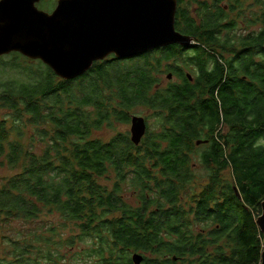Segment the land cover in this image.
Instances as JSON below:
<instances>
[{
    "label": "trees",
    "instance_id": "obj_1",
    "mask_svg": "<svg viewBox=\"0 0 264 264\" xmlns=\"http://www.w3.org/2000/svg\"><path fill=\"white\" fill-rule=\"evenodd\" d=\"M204 7L203 22L214 23L215 30L227 21L222 8L208 13ZM179 11L187 21L184 32L207 30L206 23L196 27L187 10ZM262 23L264 42V16ZM180 26L175 19L176 30ZM214 42L219 45L217 38ZM187 49L171 45L129 59L110 56L71 81L41 64L37 72L24 69L28 82L0 83V105L14 119L29 117L33 125L53 127L49 146L35 155L19 141L8 143L7 123L0 121V157L21 169L0 188V213L26 220L45 211L60 215L64 223L78 226L72 240H90L85 257L97 264H134L136 253L143 256L141 264H260L263 235L256 219L264 201V146L253 147L264 142V54L255 72L242 70L251 85L238 88L229 84L232 79L227 81L207 47L195 53ZM180 58L202 71V92L178 67H168V73L180 84L158 87L161 64ZM140 106L167 114L162 133L146 132L137 146L127 134L108 142L91 138L103 127L129 124ZM223 122L232 129L231 143L224 141L233 145L229 155L218 137ZM205 128L216 149L201 159L212 174L199 197L185 205L192 154ZM229 168L233 183L222 176ZM110 174L112 189L98 182ZM124 185L131 186L140 206L124 200Z\"/></svg>",
    "mask_w": 264,
    "mask_h": 264
},
{
    "label": "water",
    "instance_id": "obj_2",
    "mask_svg": "<svg viewBox=\"0 0 264 264\" xmlns=\"http://www.w3.org/2000/svg\"><path fill=\"white\" fill-rule=\"evenodd\" d=\"M30 1L0 2V56L19 52L40 60L65 81L77 79L110 56L123 60L193 44L176 31L177 0H59L51 15L34 8L38 0ZM27 15L30 20L23 21ZM131 123V142L137 146L147 125L136 116ZM235 193L239 196L236 188ZM260 206L256 224L263 235L260 264H264V201ZM132 260L141 264L143 256L136 253Z\"/></svg>",
    "mask_w": 264,
    "mask_h": 264
},
{
    "label": "rangeland",
    "instance_id": "obj_3",
    "mask_svg": "<svg viewBox=\"0 0 264 264\" xmlns=\"http://www.w3.org/2000/svg\"><path fill=\"white\" fill-rule=\"evenodd\" d=\"M240 2L243 4L240 9L242 17H239L236 24L241 25V22L245 23L248 21L247 16L250 13L252 21H254L255 16H258L259 12H261L262 17L264 16V0H261L260 5L256 0H240ZM204 5L209 7L208 13H213L218 5L223 7L224 5H229V2L228 0H222L218 3L217 0H185L182 8L188 11L189 16L195 23L201 24L199 18L205 16ZM225 18L227 21H234L235 14H228V17L225 14ZM251 30H256V26L253 25V27L244 30L238 27L230 32L224 31L221 38L246 35ZM185 62H188V60L180 58L179 60L162 63V66L159 67L160 71L155 74L158 79V87L165 90L171 84H180V80L175 75H169L168 67H178L186 74L193 75L192 73L195 72L193 66L189 67ZM41 64L43 63L40 60L30 63L20 58L4 57L0 59V83L10 80L28 82L29 79L24 69H33V71L37 72L42 67ZM133 116L145 119L146 132L151 134L162 133L163 123L167 118L166 113L157 112L145 106L137 107L132 112L131 118ZM0 121L7 123V129L10 132L6 135L8 143L19 141L25 146L27 151L35 155L42 154L50 144V136L53 132V127L50 124L33 125L29 122V117H24L22 120L14 119L10 112L1 105ZM223 128L224 125H222L218 136L220 141H222L221 138L224 134ZM131 129V121L129 124H116L112 128L103 127L100 131L94 132L91 138L108 142L118 134H127L131 139ZM44 131H46L45 135L47 136L44 135ZM201 131L203 132V130ZM259 145L264 146V142L260 140ZM197 147L192 154V181L188 190L183 193L181 202L185 205H191L194 196L199 197L209 183L212 174L211 171L205 168L201 159L202 154L209 147L202 143ZM226 155H229V151ZM148 163L150 164L151 162ZM20 172V168L8 164L5 155L0 157V188L5 186L10 179ZM158 172L159 170H155V174L157 173L159 176ZM222 176L226 182L233 183L231 168L223 172ZM98 182L101 186L112 189L115 177L110 174L108 177L100 178ZM122 195L124 200L131 206H140L136 193L131 191V186L124 185ZM78 234L79 229L76 224L64 223L60 215L50 214L46 211L34 220L8 218L0 213V264H97L94 258L87 259L85 257V252L91 246L90 240H72ZM50 254L52 255L51 258L49 257Z\"/></svg>",
    "mask_w": 264,
    "mask_h": 264
},
{
    "label": "flooded vegetation",
    "instance_id": "obj_4",
    "mask_svg": "<svg viewBox=\"0 0 264 264\" xmlns=\"http://www.w3.org/2000/svg\"><path fill=\"white\" fill-rule=\"evenodd\" d=\"M1 1L2 0H0V2ZM32 1L33 0H31L30 2ZM58 1L59 0H38L36 3H34V8H36V10L39 12L51 15L55 10L58 4ZM228 2H229V5H224L223 7L218 5L214 13L217 10L220 11L221 10L220 8H222L224 17H225V14H227V17H228V14L229 15H231V13L235 14V18L233 19L234 21H223L221 22L222 23L221 25L223 27L219 26V28L215 30V27L213 25L214 23L210 21L207 23L203 22L204 17L202 16L201 18H199V20H201V24L194 23L196 27H202L204 26V23H206L207 30L202 32V34L200 35L198 33H193L192 31H187V32L183 31L187 21L183 18L179 10L183 9L182 6L185 3V0H182V2L177 0V10H176L175 19H177V21L180 23L181 26L176 31L182 36L193 39V44L188 47H183L181 45H178V46H180L181 48H188L186 50V53H195V52L200 51L201 48L206 49L207 47L208 52H209L208 54L214 55V59L217 61L218 65L224 67L225 69L224 75L227 81L229 79H232V81L229 84L232 86L233 84H235L238 88H240L245 85H251V83L246 80V75L243 74L242 70L248 68L250 69L251 72H255L256 66L262 61V57L264 54L263 53L264 52V48H263L264 42L262 41V31H263L262 30L263 29L262 15H261V12H259L258 16L257 17L255 16L254 21H252V18L250 17L251 15L250 13V15L247 16L248 21H246L245 23L241 22L242 24L238 25L236 23L238 22L239 17H242V15H240V12H241L240 9L243 7V4L240 2V0H228ZM256 2L259 3V5L261 4V0H256ZM31 10L32 8L29 7L28 11H31ZM29 15L32 16V13ZM187 15H188V18H191L189 14ZM31 16L27 15L26 19H23L21 16L20 17L23 21H28L30 20ZM6 18L7 16L5 17V19ZM215 25L218 26V24H215ZM253 25L256 26V30H251L247 32L246 35L244 34L241 36H228L224 39L221 38L224 31L230 32V31L235 30L238 27L241 30H244V29H248L249 27H253ZM215 38H217L219 41L218 46H214ZM7 56L10 58L24 59L25 61H28L30 63L36 62V60H31L23 56L19 52H10L9 54L1 56L0 59L7 57ZM246 63H248V65ZM214 66H215V62L210 63L208 67V72L210 73L213 72ZM194 71L195 72L191 76L186 74L189 78V84L191 86H194L195 90L202 92L204 90L202 89V84L204 82L203 77L201 76L202 71L199 69V67H194ZM241 81H243L242 84L240 83ZM223 84L224 82L222 83L221 86H223ZM253 84L256 89L257 88L260 89L259 83L255 82ZM255 88L254 89L249 88V90L254 91ZM206 91L208 93L209 89H207ZM238 92H241V90L238 89ZM222 125H224V128H223L224 134L222 135L223 138H222L221 143L224 144V141L226 142L231 141L230 138H231L232 129H231V126L223 122V124L219 125L220 132H221ZM203 132H204L203 134L204 139H202V141L196 142L195 144L196 147L199 146L200 143H202V144H206V146L209 147L208 150H211L213 147L214 149H216L213 141H211L210 139L211 131L205 128ZM207 137L209 138L207 139ZM224 146H225L226 153L228 151L229 153L232 152L233 145L229 144L228 147H226V145L224 144ZM260 146L261 145H259V140H258L255 146L253 147V150L256 151V149Z\"/></svg>",
    "mask_w": 264,
    "mask_h": 264
}]
</instances>
